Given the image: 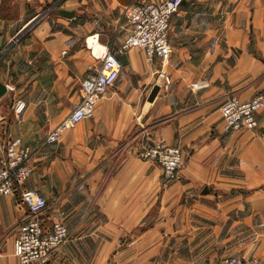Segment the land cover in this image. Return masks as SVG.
Returning <instances> with one entry per match:
<instances>
[{
    "label": "crops",
    "instance_id": "obj_1",
    "mask_svg": "<svg viewBox=\"0 0 264 264\" xmlns=\"http://www.w3.org/2000/svg\"><path fill=\"white\" fill-rule=\"evenodd\" d=\"M54 1L0 0V81L14 87L0 99V157L7 138L34 149L27 187L49 213L65 212L70 231L45 264H218L230 255L264 264V108L254 130L224 133L221 120L228 96L264 93V0H183L167 63L127 50L94 116L42 144L100 66L86 39L117 50L129 33L124 7L162 0H61L13 44ZM156 140L182 149L180 180L166 182L158 164L138 156ZM27 214L17 197L0 199V264H19L14 244Z\"/></svg>",
    "mask_w": 264,
    "mask_h": 264
},
{
    "label": "built area",
    "instance_id": "obj_2",
    "mask_svg": "<svg viewBox=\"0 0 264 264\" xmlns=\"http://www.w3.org/2000/svg\"><path fill=\"white\" fill-rule=\"evenodd\" d=\"M182 3L183 0H162L127 4L123 10L122 21L126 23L129 33L117 50L108 45L100 46L95 35L86 39L87 47L100 61V66L90 67L89 75L81 83L80 101L74 104L67 117L46 133L42 144L60 141L67 130L94 116L98 100L114 85L124 69L118 55L126 54L127 50L138 47L145 51L148 62L154 63L159 59L162 66L167 63L173 52L169 40L171 19L179 11ZM40 16L34 18L22 32L24 33L25 29ZM96 45L101 47L97 51ZM158 76L163 77L167 85L171 81L162 68ZM207 85L208 82L203 80L193 83L192 88L198 90ZM7 88L8 92L14 91V87L9 84ZM225 101L221 106L224 133L254 130L258 127L257 116L264 108L263 92L256 94L250 100H242L232 94ZM25 108L24 100L19 99L14 104V111L18 114ZM34 152L31 147L18 145L12 138H7L4 154L0 157V199L5 196L17 197L28 210L14 244V254L18 257L19 264H45L70 237V231L63 219L65 212L49 213L47 199L40 191L27 187V180L34 172L32 164ZM138 156L142 160L158 164L166 182H176L181 179L185 159L180 147L163 140H156L151 144L143 145ZM247 263L244 257L231 255L223 258L218 264ZM256 263L258 260L254 259L248 264Z\"/></svg>",
    "mask_w": 264,
    "mask_h": 264
},
{
    "label": "water",
    "instance_id": "obj_3",
    "mask_svg": "<svg viewBox=\"0 0 264 264\" xmlns=\"http://www.w3.org/2000/svg\"><path fill=\"white\" fill-rule=\"evenodd\" d=\"M60 14L63 15V16H66V17H73L75 15V13L73 11H68V10H65V9H61L60 11ZM27 29V28H26ZM25 29V30H26ZM23 32H20L15 38H14V41H17L20 37L24 36ZM118 57L121 59V61L123 62V65H127L128 63V58H127V55L126 54H120L118 55ZM161 89V86L159 84L157 85H154L153 88H152V91L150 93V97H149V100L150 101H153L154 98L158 95L159 91ZM8 93V88H7V85L3 82L0 81V99L2 97H4L6 94Z\"/></svg>",
    "mask_w": 264,
    "mask_h": 264
},
{
    "label": "rangeland",
    "instance_id": "obj_4",
    "mask_svg": "<svg viewBox=\"0 0 264 264\" xmlns=\"http://www.w3.org/2000/svg\"><path fill=\"white\" fill-rule=\"evenodd\" d=\"M63 1V0H62ZM61 0H55L52 4H50L49 6L50 7H48L46 10V12H45V16H43V14L36 20V21H39V20H41L42 21V19H44L46 16H49V14H54V13H56V11H57V8H58V6L61 4V2H62ZM57 7V8H56ZM31 27H32V25L31 26H28L27 27V29L24 31L25 33L23 34L24 36L25 35H27L28 34V32H29V30L31 29ZM14 40V39H13ZM15 42H18V41H12V43L14 44ZM11 43V44H12ZM231 256V255H230ZM236 256H238V255H236ZM228 257V256H227ZM241 257H243V256H241ZM254 259H252L251 261H253ZM258 260V259H257ZM251 261H249L248 263H250ZM258 263H259V260H258ZM258 263H256V264H258Z\"/></svg>",
    "mask_w": 264,
    "mask_h": 264
},
{
    "label": "bare ground",
    "instance_id": "obj_5",
    "mask_svg": "<svg viewBox=\"0 0 264 264\" xmlns=\"http://www.w3.org/2000/svg\"><path fill=\"white\" fill-rule=\"evenodd\" d=\"M95 48H96V51H97V50H99L100 47L98 45H96Z\"/></svg>",
    "mask_w": 264,
    "mask_h": 264
}]
</instances>
